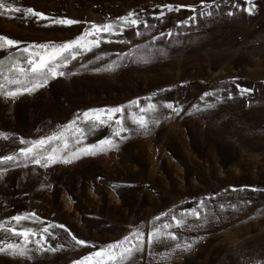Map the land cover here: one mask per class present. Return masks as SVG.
<instances>
[{
	"label": "rangeland",
	"instance_id": "374dc122",
	"mask_svg": "<svg viewBox=\"0 0 264 264\" xmlns=\"http://www.w3.org/2000/svg\"><path fill=\"white\" fill-rule=\"evenodd\" d=\"M5 2L81 22L46 26L48 21L25 20L22 14L0 16V35L21 42L12 49L71 40L91 23L103 24L129 11L156 27L145 30L141 26L145 33L141 37L134 28L123 35L104 34L103 40L111 43L102 42L64 70L75 75L50 79L45 87L14 101L0 96V133L8 135V139L0 138V157L19 153L26 146L20 138L35 140L63 131L88 109L127 105L137 98L144 106V98L151 96L153 102L170 101L183 111L176 115L161 109L160 124L147 135L136 131L126 111L124 123L130 131L125 133L127 139L118 140V150L48 168L31 162L25 167L22 158L0 168V221L35 211L45 221L63 224L78 239L95 245L73 247L67 232L54 228L51 231L57 238H49L48 244L64 245L61 250L41 253L34 237L28 245L31 258L0 253V264H72L137 228L145 232V244L132 264H264V0H252V14L244 10L249 7L245 0H215V4L204 0L213 4L211 16L200 15L201 0ZM166 4L192 6L196 11L184 7L166 12L163 21L155 19ZM192 16L194 20L177 27L178 21ZM169 30L171 37L165 35L151 45L166 49V56H156L149 63L126 58L115 71H94L116 60L118 53L147 44ZM82 64L88 67L81 68ZM234 78L252 91L241 96L230 83ZM205 92H215L222 100L217 95L201 100ZM229 92L232 99H227ZM76 126L85 130L83 143L88 144L111 136L114 128L92 131L83 121ZM66 135L74 145L76 134L69 129ZM201 199L206 202L201 219L188 217L191 227L169 229L176 233V241L165 238L151 247L147 244L154 223L159 227L171 222V214L162 213L171 210L179 216ZM157 216L160 221H154ZM0 241L23 243L4 231H0ZM163 254H167L164 260Z\"/></svg>",
	"mask_w": 264,
	"mask_h": 264
},
{
	"label": "snow or ice",
	"instance_id": "6c2138e0",
	"mask_svg": "<svg viewBox=\"0 0 264 264\" xmlns=\"http://www.w3.org/2000/svg\"><path fill=\"white\" fill-rule=\"evenodd\" d=\"M249 5L245 11L252 14L255 5L252 0H245ZM215 4V0H213ZM213 4H206L204 0H201L202 10L200 15L211 16L212 12L209 10ZM191 8L193 12L196 9L192 6L187 5H173L166 4L160 11L159 15L155 17L157 20L163 21L166 12H179L181 8ZM219 7V5H216ZM235 8L239 9L240 5L235 4ZM14 14H22L25 20L35 18L37 22L48 21L46 26H71L81 23L80 21L62 17L55 18L46 15L43 12L34 10L31 7H17L13 4H7L5 0H0V16H7L8 18H15ZM228 15H233L229 12ZM195 16L189 17L188 20L178 21L177 27L186 25L190 20H194ZM141 26L145 30L154 29L156 26L149 24L139 13L135 11H129L126 15L117 17L115 20H110L103 24L91 23L84 32L74 39L67 40L61 43L49 41L46 43H31L26 47L17 51L19 56H9L7 70L5 73V61L0 60V96L6 99L15 100L17 97L24 94H31L37 90L45 87L50 79L57 77H63L65 75H75L76 73L66 72L72 61L77 60L85 53H90L94 49L99 48L102 42L111 43L112 40H103L104 34L107 36L123 35L127 29H136L135 35L137 37L143 36L145 33L140 31ZM165 35L171 37L173 35L172 30L167 33L161 32L159 36L152 37V40L144 45H136L130 48L128 52L118 53L117 59L112 60L110 63L105 64L103 68H95L94 71H106L112 72L122 66V61L126 58H131L136 63H149L156 56H166L167 50L164 48L152 47V43L156 40L161 39ZM118 43L130 44L128 40H120ZM21 42L18 40L11 39L7 36L0 35V50L11 49L16 47ZM96 59L103 60L102 56H97ZM87 65L82 64L81 68H87ZM230 83L235 84L239 90L241 96L246 93H250L252 89L241 87L236 83L234 78ZM167 91V90H163ZM156 93L153 94V96ZM217 95L215 92H205L200 97L204 100L205 97ZM232 95L229 92L227 99H232ZM147 103L141 106L140 98L129 101L127 105H119L115 107L106 108H93L88 109L78 114L76 120L70 122L69 125L65 126V129L60 132L53 133L52 135L41 137L35 140H25L20 138V144L26 145L19 149V153L13 155H7L0 157V165L12 162L16 163L21 158L26 163L31 162L35 165H39L44 168H48L52 165L63 163L71 164L76 160H79L85 156H96L105 152H110L113 149H119V141H123L128 138L125 133L129 132L130 129L125 126V112L128 113V118L131 124L135 126L137 132L142 134H150L151 128L160 124L158 116L160 110H168L171 113L179 115L183 111V108L173 102H153L152 97L144 98ZM217 100H222L217 95ZM208 107H214V105H208ZM193 109L199 111L198 105H193ZM77 121H83L84 124L95 131L96 128L102 126H113L111 136L102 138L96 143H83L86 132L83 128L76 126ZM75 126V127H74ZM71 129L75 134V144L70 145L69 137L66 133ZM0 138L8 139V135L0 133ZM118 138V139H117ZM55 142L56 146H52ZM19 166V165H17ZM3 173H0L2 175ZM236 191V189H233ZM206 202L201 199L196 207L181 210L179 216L175 213L169 212L162 213V216H169L171 214V222H165L159 227L153 225L150 232L147 233V244L151 247L154 244L161 243L163 239L167 238L172 241L178 239L177 235L169 229L191 227L187 225V218L194 217L197 220L201 219V209L205 208ZM235 208V205H231ZM220 208L223 209L224 205L221 204ZM161 216L154 218V221H160ZM204 222H208V215L205 212L203 215ZM54 228L63 229L71 237L73 247H95L90 245L88 241L78 239L71 231L63 224H54L45 221L35 211L18 213L11 216L7 221H0V231L10 233L14 237L22 239V244H4L0 241V253H9L13 256H29L32 251L28 245L32 242V238L35 239L37 250L41 253L52 252L55 253L61 250L64 245H57L53 247L48 244L49 238L56 239L57 237L51 231ZM145 232L141 228H137L132 231L128 236H125L122 240L116 241L115 243L101 246L97 251L90 253L89 255L83 256L78 260H74L72 264H132L136 254L142 252L145 244ZM47 245V247H45ZM178 249L181 247L179 243L175 245ZM186 248H190L191 245H186ZM167 258V254H163L161 259Z\"/></svg>",
	"mask_w": 264,
	"mask_h": 264
},
{
	"label": "trees",
	"instance_id": "16d2710c",
	"mask_svg": "<svg viewBox=\"0 0 264 264\" xmlns=\"http://www.w3.org/2000/svg\"><path fill=\"white\" fill-rule=\"evenodd\" d=\"M9 4H13L15 6L18 7V4H15V2H11ZM19 56V52L17 51V49H3V50H0V60H4L5 61V73H6V70H7V64H8V60L6 59L7 57L9 56ZM10 163L12 162H9V163H6V164H3V165H0V168L2 167H8L10 165Z\"/></svg>",
	"mask_w": 264,
	"mask_h": 264
}]
</instances>
